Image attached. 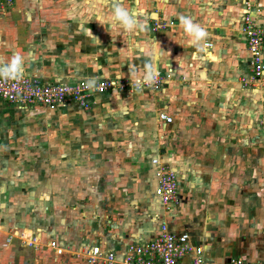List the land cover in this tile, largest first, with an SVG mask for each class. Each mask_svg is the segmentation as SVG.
I'll return each instance as SVG.
<instances>
[{
	"label": "crops",
	"instance_id": "crops-1",
	"mask_svg": "<svg viewBox=\"0 0 264 264\" xmlns=\"http://www.w3.org/2000/svg\"><path fill=\"white\" fill-rule=\"evenodd\" d=\"M248 1L264 28V0H14L0 7V64L10 68L18 53L24 57L19 74L69 84L132 79L156 70L166 74L159 90H107L91 97L88 109L67 103L55 110L88 112L96 121L102 114L113 117L109 129H125L124 141L94 143L100 149L93 155L108 167L122 164L123 171L114 173L130 182H114L106 203L79 206L93 207L95 221L63 205L83 191L76 188L63 191V202L47 208L61 209L56 219L62 255L47 246L54 238L37 226L24 228L38 237L37 248L22 245L17 237L3 246L7 233L19 226L8 229L0 223V264H75L80 258L73 252L92 244L121 255L130 243L154 237L163 220L170 231L189 233L192 244L202 247L206 264H227L231 258L264 264V88L241 81L250 73L241 31ZM155 20L174 24L154 31ZM150 95L154 100L145 102H154L156 111L149 114L156 124L178 132L169 150L143 140V96ZM0 102L23 111L49 110ZM161 111L172 122L159 120ZM136 126L140 138L132 144ZM147 144L153 147L143 152ZM152 158L177 174L180 204L172 210L145 208L148 187L156 181ZM146 175L149 186L143 183ZM77 176L87 174L83 170ZM103 206L109 214L101 211Z\"/></svg>",
	"mask_w": 264,
	"mask_h": 264
},
{
	"label": "rangeland",
	"instance_id": "rangeland-1",
	"mask_svg": "<svg viewBox=\"0 0 264 264\" xmlns=\"http://www.w3.org/2000/svg\"><path fill=\"white\" fill-rule=\"evenodd\" d=\"M147 99L154 98L143 96V124L146 125L142 131L143 140L153 146L160 142L164 149L169 150L171 140L177 139L173 134L178 136V132L172 133L169 128L163 129L156 124L149 114L151 110L156 111L154 102L151 101L150 105L146 103L150 102ZM65 110L23 111L0 102V223L4 227L11 229L19 226L21 232L24 228L37 226L46 232V237L58 241L57 232L61 224L56 216L60 215L61 209L47 208L63 202V191L69 188L83 190L72 196V201L67 204L64 199L63 205L71 214L77 213L82 219L93 217L95 221L93 207L79 206H87L93 201L96 205L108 202L107 190L122 179L119 173H114L116 169L123 171L122 164L108 167L105 160L96 158L93 153L100 149L94 146L99 141H124L122 137L127 134L126 130L111 131L109 126L114 118L109 115L102 114L96 121L87 117L88 112H76L71 108ZM170 126L173 128V124ZM132 134L133 144L140 138L137 126ZM153 146H143V152ZM83 170L87 176H77L82 175ZM148 176L143 180L147 186L150 184ZM120 182L128 183L130 179L124 178ZM156 187V181L148 187L150 199L144 204L147 212L167 210L159 200ZM136 202L138 206H143V201ZM101 211L109 214L104 206ZM45 251L50 253L47 249Z\"/></svg>",
	"mask_w": 264,
	"mask_h": 264
},
{
	"label": "built area",
	"instance_id": "built-area-1",
	"mask_svg": "<svg viewBox=\"0 0 264 264\" xmlns=\"http://www.w3.org/2000/svg\"><path fill=\"white\" fill-rule=\"evenodd\" d=\"M14 0H0V7L12 6ZM246 12L243 16L241 31L245 36L249 53L250 73L241 78L244 86L261 85L264 88V28L252 15L251 5L245 2ZM173 21L155 20L152 29L162 30L173 25ZM211 47L212 43H205ZM15 77V79H11ZM166 81V74L156 70L148 76L117 79H101L94 82L79 80L75 83L45 82L36 76L12 73L10 68L0 64V99L22 109L42 106L49 110H56L67 103H75L82 108L92 106L89 99L95 94L105 93L107 90L148 89L159 90ZM264 107V104H263ZM158 118L166 123L172 122V117L165 112H159ZM261 125L264 128V111L261 114ZM156 192L159 200L167 210H172L180 204L178 177L174 169L159 158H152ZM13 237L19 238L22 245L37 248L38 237L31 233L14 230L7 233L3 246H7ZM49 248L57 255H62L65 249L58 241L50 240ZM77 260L75 264H185L184 258L189 257L188 264H206L201 246L193 245L187 232L175 233L169 230L167 222L163 220L157 234L145 242L130 243L125 251L118 255L111 250L102 249L101 244H92L73 252ZM227 264H256L241 258H231Z\"/></svg>",
	"mask_w": 264,
	"mask_h": 264
},
{
	"label": "clouds",
	"instance_id": "clouds-1",
	"mask_svg": "<svg viewBox=\"0 0 264 264\" xmlns=\"http://www.w3.org/2000/svg\"><path fill=\"white\" fill-rule=\"evenodd\" d=\"M190 27V25H189ZM200 36L206 35L204 31H200L198 33ZM24 59L23 56L19 55L18 53L14 54L10 63V71L12 73H15L17 71L18 65L21 63V61ZM11 79H15V77H12Z\"/></svg>",
	"mask_w": 264,
	"mask_h": 264
}]
</instances>
